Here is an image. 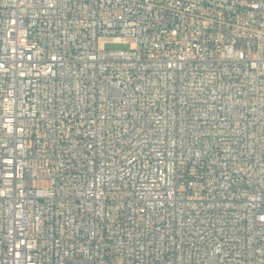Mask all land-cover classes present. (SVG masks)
I'll return each instance as SVG.
<instances>
[{
	"label": "built area",
	"instance_id": "built-area-1",
	"mask_svg": "<svg viewBox=\"0 0 264 264\" xmlns=\"http://www.w3.org/2000/svg\"><path fill=\"white\" fill-rule=\"evenodd\" d=\"M0 264H264V0H0Z\"/></svg>",
	"mask_w": 264,
	"mask_h": 264
},
{
	"label": "rangeland",
	"instance_id": "rangeland-1",
	"mask_svg": "<svg viewBox=\"0 0 264 264\" xmlns=\"http://www.w3.org/2000/svg\"><path fill=\"white\" fill-rule=\"evenodd\" d=\"M109 47H113V48H118V49H122V48H128L129 44H115V45H108Z\"/></svg>",
	"mask_w": 264,
	"mask_h": 264
}]
</instances>
